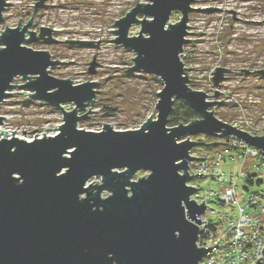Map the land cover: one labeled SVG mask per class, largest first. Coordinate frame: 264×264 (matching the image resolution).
<instances>
[{"label":"water","instance_id":"95a60500","mask_svg":"<svg viewBox=\"0 0 264 264\" xmlns=\"http://www.w3.org/2000/svg\"><path fill=\"white\" fill-rule=\"evenodd\" d=\"M46 1L37 0L34 13L47 6ZM194 2L137 0L134 8L115 20L117 30L109 29L117 35L111 41L136 53L129 58L135 65L124 67L126 71L142 70L164 82L156 92L157 117L152 114L132 130H116L105 123L99 131L79 128L78 122L90 116L80 111L95 101L99 83L74 84L72 76L62 79L50 74L51 67L67 62L26 45L43 40L97 46L101 39L96 44L58 41L52 28L40 26V34L29 30L35 24L33 17L27 25L20 18L17 27L7 24L0 30V103L22 86L32 91L24 100L45 101L64 117L55 136L44 133L45 137L33 141L0 138V264H199L213 249L215 245L208 248L198 243L201 217L208 206L194 198L199 189L189 182L203 173L191 175L189 164L203 159L191 151L205 143L203 138L202 143L192 138L235 135L261 149L264 156V134H250L218 118L214 108L226 101L208 100V93L190 87L189 69L181 54L186 44L201 39L190 38L191 13L219 9L197 8ZM10 5L0 0V23ZM230 11L237 19V12ZM174 12L182 14L177 22L171 21ZM137 24L138 35H130ZM239 69L264 76V69ZM230 71L217 66L211 77L215 86ZM17 77L26 82L16 85ZM176 100L201 117L169 126ZM69 103L75 106L70 111L64 106ZM4 118L0 115V127ZM1 131L0 136H8V131ZM209 144L220 146L218 141ZM145 170L149 171L145 177L133 180ZM93 178H100L99 183L90 182ZM261 258L256 264H263Z\"/></svg>","mask_w":264,"mask_h":264},{"label":"rangeland","instance_id":"374dc122","mask_svg":"<svg viewBox=\"0 0 264 264\" xmlns=\"http://www.w3.org/2000/svg\"><path fill=\"white\" fill-rule=\"evenodd\" d=\"M9 1L13 5L5 9L4 20L0 23L1 31L5 30L7 24L17 27L20 18L22 24L27 25L33 17L35 24L29 30L40 34V26L52 28L56 30L53 37L58 41L101 39L97 46L66 41L47 44L43 40L26 44L35 50H47L53 59L67 62L51 67L50 74L62 79L72 76L70 80L74 84H82L88 80L99 83L95 101L80 111V114L88 113L90 116L78 122L79 128L99 131L104 128L105 123L114 126L116 130H132L140 128L152 114L157 117L156 105L159 97L156 92L163 89L164 82L142 70L126 71L124 67L135 65L134 60L129 58H134L136 53L133 49H126L110 40L117 37L115 32L109 30H117L115 20L124 17L134 8L137 0H49L45 8L35 13L37 0ZM138 2L147 3L148 0ZM214 3L222 4L227 9L226 13L195 11L191 15L190 25L193 27L190 30L193 34L190 38L201 39L185 45L186 64L191 69L189 85L192 89L206 91L209 94L208 100L226 101L214 108L218 118L232 124L250 125L253 132L263 135L264 76L260 77L255 72L245 74L239 68L249 71L264 69V22H260L264 20V0H247L240 10L242 15L238 16L242 20L233 18L234 14L230 11L241 7L238 0H196L194 5L204 8L209 4L214 6ZM181 16L179 12H174L171 21L177 22ZM140 30V24L133 25L130 35H138ZM198 31L203 33H196ZM96 43L98 41L93 42ZM93 64L95 66L91 71ZM217 66L232 70L219 87L215 86V81L211 78L212 71ZM25 82L22 77L14 80L16 85ZM218 90L221 93L216 97ZM22 91L26 92L21 93ZM12 92L15 93H10L0 103V115L6 117L0 133L1 130L8 131V136L2 133L0 138L17 136L31 139L36 134L56 135L60 132L57 128L64 122L60 109L34 98L24 100L32 91L22 86ZM64 106L69 111L75 107L72 103ZM90 108L92 111L88 112ZM14 131L17 132L14 134ZM209 151L193 149L191 154L199 156ZM224 166L228 172L238 171L243 167L240 162L225 163ZM245 167L248 170L252 168ZM255 171L257 176L254 177V184L245 178L238 182L241 188L238 198L241 203L249 194L264 191V165ZM148 173L146 170L140 171L133 180L145 177ZM91 181L99 183L100 178H93ZM258 181L261 183L258 184ZM190 184L199 189L198 197L218 189L216 181L211 177H200ZM104 195L107 196L108 193L105 192ZM209 208L206 218L217 220V213L223 211L225 206L212 197Z\"/></svg>","mask_w":264,"mask_h":264},{"label":"built area","instance_id":"2783aa9c","mask_svg":"<svg viewBox=\"0 0 264 264\" xmlns=\"http://www.w3.org/2000/svg\"><path fill=\"white\" fill-rule=\"evenodd\" d=\"M7 1L10 2L9 0ZM48 1L49 0L46 1V5ZM206 7H219V9H215L219 14L226 13L227 10L224 9L223 5L220 3H214V6L211 4L204 6V8ZM240 8H242V6ZM240 8H237L236 10L234 9V11L237 12L236 16L241 15L242 12H240ZM188 24L190 25V21ZM55 31L56 30H54V33ZM181 58L185 63V66L188 67L186 64V47L181 54ZM188 69L190 78L191 69L189 67ZM233 125L240 130L242 129L249 132L250 134L261 135L253 132V127L250 125ZM43 137H45V135L34 136V138ZM34 138L26 140L33 141ZM193 138L201 143L203 142V139L205 144L209 143V136L207 135L201 134L198 139H196V137ZM195 156L203 159H197L190 162V174L203 173L194 177L196 179H200V177H211L216 181L218 186L217 190L208 191L200 197L197 196L198 192L194 195L199 203L205 200V203L208 206L206 213L201 217L203 222L200 226L201 235L199 238V245L208 248L215 245L208 255L203 257L199 264H256L260 257H262L260 260L264 264V253L262 252L264 248V191L249 194L247 198L244 199L243 203H241L238 198V193L241 189L238 185L239 180L245 178L253 183L252 180L257 176L255 169H260L264 165L262 150L239 139L235 135H231L226 137V141L220 146V148L211 150L207 154ZM238 162L243 166L238 171L232 170L231 172H228L224 166L225 163L232 164ZM245 166L252 168L248 170ZM212 197L222 206H225L223 211L217 213V220L206 218V214L210 212L209 203ZM212 211L216 212L215 210ZM216 244L219 245L216 246Z\"/></svg>","mask_w":264,"mask_h":264},{"label":"trees","instance_id":"16d2710c","mask_svg":"<svg viewBox=\"0 0 264 264\" xmlns=\"http://www.w3.org/2000/svg\"><path fill=\"white\" fill-rule=\"evenodd\" d=\"M171 116L169 118L168 124L171 127H174L176 125H178L180 122L182 123H190L193 122L195 120H197L198 118L201 117L199 112H195L187 103L180 101V100H176L175 101V105L174 108L171 112ZM201 135H198L196 137V139H198ZM220 142V146H222L224 144V142L226 141V137H220V138H214L209 136V143L210 142ZM209 143L206 144H201L200 146H198L197 148H195L194 150H214V149H218L219 147H213L211 146ZM249 181V180H247ZM253 183L251 181H249L251 184H254L255 180H252ZM258 184L261 183V181L257 182ZM248 190V189H247ZM198 243H200V240L198 241Z\"/></svg>","mask_w":264,"mask_h":264},{"label":"flooded vegetation","instance_id":"af4514ba","mask_svg":"<svg viewBox=\"0 0 264 264\" xmlns=\"http://www.w3.org/2000/svg\"><path fill=\"white\" fill-rule=\"evenodd\" d=\"M239 2H240V6H242L243 7V5H244V3L245 2H247V0H238ZM240 9H242V8H240ZM194 13V12H193ZM193 13H191V15H193ZM238 15V14H237ZM241 15H242V13H241ZM240 15V16H241ZM191 18V17H190ZM237 18H238V16H237Z\"/></svg>","mask_w":264,"mask_h":264},{"label":"bare ground","instance_id":"6f19581e","mask_svg":"<svg viewBox=\"0 0 264 264\" xmlns=\"http://www.w3.org/2000/svg\"><path fill=\"white\" fill-rule=\"evenodd\" d=\"M7 131V130H6ZM7 134H8V132H7Z\"/></svg>","mask_w":264,"mask_h":264}]
</instances>
